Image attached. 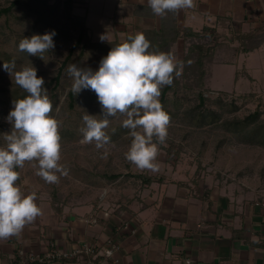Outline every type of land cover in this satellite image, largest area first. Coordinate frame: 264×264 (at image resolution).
<instances>
[{"label": "rangeland", "instance_id": "obj_1", "mask_svg": "<svg viewBox=\"0 0 264 264\" xmlns=\"http://www.w3.org/2000/svg\"><path fill=\"white\" fill-rule=\"evenodd\" d=\"M13 1L0 0V9L11 6ZM68 14L75 15L73 8L70 10L65 5V0H48L47 6L39 0H21L9 13L0 17V146L5 144L4 133L11 131L6 117L13 107L12 101L25 92L4 70L3 63L15 60L17 70L31 63L37 69V75L44 78V87L53 103L50 115L61 121L59 163L67 169L66 175L57 173L58 183L51 184L36 175L32 163L25 162L23 168L17 169L20 173L18 185L32 186L44 196L70 203L99 201L101 194L109 190L113 198L111 202L120 204L134 200L139 189L147 186L145 179L148 178L156 184L177 180L184 184H234L236 191L251 192L254 200L264 208V145L241 142L240 131L227 129L222 120L201 122V113L206 114L204 119L208 121L212 118L209 114L212 111L225 109L230 111L225 113V117L244 119L258 110L261 115L257 126L264 124V69L260 62L256 65L259 71L251 69L253 73L250 74L255 76L253 80L246 77V65L242 66L247 63L245 59L238 64L240 69L236 71L235 62H231L236 56V47H231L230 42L217 33V28L205 34L209 48H215L212 60V65H215L208 75L210 63L205 59L207 71L203 77L200 74L205 70L204 65L203 69L195 65L197 55L190 53L189 58L185 57L187 47L195 42L206 44L205 40L193 38V41L172 46L151 44L153 48L171 53L183 64V70L178 78L174 76L163 103L170 116V124L166 142L159 146L155 161L159 165L158 171L141 170L125 159L124 153L131 137L130 130L121 126L122 116L110 118L106 131L111 143L106 146V158L104 149L97 150L94 143H81L82 116L88 112L100 118L101 108L95 92L90 89L71 97L72 79L66 69L75 63L79 67L97 70L111 47L95 42L88 28L82 44L69 55L77 42L78 31ZM53 30L56 33L53 37L55 47L44 53L43 59L18 50L19 41L24 36L42 35ZM191 59L193 63L190 65ZM59 73L60 80L56 82L54 78ZM201 92L212 100L204 108L197 109Z\"/></svg>", "mask_w": 264, "mask_h": 264}, {"label": "crops", "instance_id": "obj_2", "mask_svg": "<svg viewBox=\"0 0 264 264\" xmlns=\"http://www.w3.org/2000/svg\"><path fill=\"white\" fill-rule=\"evenodd\" d=\"M194 4L164 18L153 14L147 0H74L72 8L99 43H120L142 32L151 44L172 46L191 40L190 30L217 28L231 47L244 40L253 46L238 50L231 62L237 71L245 59L246 77L255 79L250 72L259 71L256 65L264 69V0ZM182 183L147 184L120 204L111 202L109 190L99 201L70 203L19 184L24 193H36L42 212L18 237L0 239V264H264V208L251 192L236 191L234 184ZM86 246L95 253L45 256ZM110 249L112 256L106 254Z\"/></svg>", "mask_w": 264, "mask_h": 264}, {"label": "clouds", "instance_id": "obj_3", "mask_svg": "<svg viewBox=\"0 0 264 264\" xmlns=\"http://www.w3.org/2000/svg\"><path fill=\"white\" fill-rule=\"evenodd\" d=\"M153 14L164 18L168 12L178 13L195 7L194 0H147ZM55 30L44 34L24 36L18 50L39 56L55 47ZM101 41L107 37L102 35ZM3 68L16 85L27 95L12 101L13 107L6 119L11 131L5 132L4 146H0V239L18 237L26 225L41 215L36 193H24L17 181L18 168L32 163L36 175L47 183H58L59 176L67 174L61 160V121L50 115L53 103L44 78L37 75L31 64L16 69L15 60L4 62ZM183 64L168 52L153 48L144 33L129 34L123 42L112 46L102 57L97 70L69 64L66 73L72 79L70 91L77 95L82 90L95 92L100 104L98 115L86 112L82 116V144H93L97 150L111 143L106 131L110 118L122 116L121 126L129 129L131 143L125 159L141 170L158 171L155 163L159 146L166 142L170 116L159 97L173 78L182 75ZM115 129H113V132Z\"/></svg>", "mask_w": 264, "mask_h": 264}, {"label": "trees", "instance_id": "obj_4", "mask_svg": "<svg viewBox=\"0 0 264 264\" xmlns=\"http://www.w3.org/2000/svg\"><path fill=\"white\" fill-rule=\"evenodd\" d=\"M21 0H14L12 5L11 6H8V7H4V8H1L0 9V17L3 15V14H7L11 11L12 7L14 5H17L18 2H20ZM37 1V0H36ZM39 2L44 5L47 6V2L48 0H39ZM74 0H65V5L71 10L72 8V4H73ZM71 14H68V17H70L71 19H73V24L75 29L78 31V38H77V42L76 44L72 47L69 55H71L73 53V50L78 47L77 45H80L82 44L83 42V39L84 37L86 36V32L88 31V27L86 25V22H85V19L82 18V17H79V16H76V15H71ZM209 30H211L210 28H206L204 29L202 32H194L192 30L188 31L187 32V36H190L193 38H197L196 40H199V39H203L206 41V39H208V37L205 35L206 32H208ZM205 35V36H204ZM191 39V40H192ZM193 41V40H192ZM195 41V40H194ZM118 42H113V43H101V45H106V46H109V47H112V46H115V44H117ZM206 44L202 43V42H195L193 43L192 45H190L188 48V53H187V56L185 58H189V54L192 53L193 54H196L197 58H196V61H195V65L197 67H202L203 69V65H204V60L205 59H209V63L212 62L213 58H214V55H215V48H209V44H208V41L205 42ZM100 45V43H99ZM164 46H169V45H166L164 44ZM251 45H248L245 40L242 42V44L239 46V47H236V51H249L250 49H252ZM191 55V56H192ZM213 56V57H212ZM66 62H64V65H65ZM192 59H191V62H189L188 64H192ZM210 65V64H209ZM207 68L209 69L208 70V75L211 74V68L209 66H207ZM204 69L205 70H202L201 71V77L204 76V72H206V67L204 65ZM60 80V73L54 78V81L58 82ZM209 83V82H208ZM173 84V83H172ZM171 84V85H172ZM171 85H166L163 87L162 91H161V97H160V102L162 104V106L164 105L163 103L165 102L166 100V94H167V91L171 89ZM27 95L26 92L22 93L20 98H24L25 96ZM71 97H73V93H71ZM199 99H200V102L198 104V107L197 109H201V108H204L206 103L207 102H210L212 99L208 98L207 96H205V94L203 92H201L199 94ZM235 108H237V106H235ZM228 110H221V111H212L211 113H209L211 115V119L210 120H205V116L206 114L204 113H201V117L202 121L204 122H215L216 120H222L223 122H225V127L227 129H231L233 131H240L239 132V135H240V138L239 140L241 142H244V143H248V144H263L264 145V124L260 125V126H257V122H258V119L260 118V111L256 110L255 112H253L252 114H249L247 115L244 119H236V118H233V119H230V118H227L225 117V113L227 112ZM230 112V111H228ZM251 126V128H249ZM113 177H117V175H114ZM141 177V176H140ZM143 177V176H142ZM147 181L148 184L152 183V179L151 178H148V179H145Z\"/></svg>", "mask_w": 264, "mask_h": 264}, {"label": "built area", "instance_id": "obj_5", "mask_svg": "<svg viewBox=\"0 0 264 264\" xmlns=\"http://www.w3.org/2000/svg\"><path fill=\"white\" fill-rule=\"evenodd\" d=\"M115 246V245H114ZM80 253H86L88 255L94 254L95 250L93 247L90 246H86L84 248H77L76 250L72 251L71 253H67V252H48L46 253V258H68L71 257L72 255H79ZM106 254L108 256H112L113 254V250L110 249L106 252ZM35 257H30V260H34ZM42 260V258L40 259ZM187 262L189 263V260H187ZM89 264H97L96 262H94V260H90Z\"/></svg>", "mask_w": 264, "mask_h": 264}]
</instances>
